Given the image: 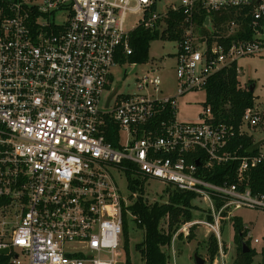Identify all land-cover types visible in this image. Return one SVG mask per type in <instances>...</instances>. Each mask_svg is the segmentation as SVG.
<instances>
[{"label": "built area", "instance_id": "1", "mask_svg": "<svg viewBox=\"0 0 264 264\" xmlns=\"http://www.w3.org/2000/svg\"><path fill=\"white\" fill-rule=\"evenodd\" d=\"M3 3L0 249H10L11 263L118 264L130 211L117 176L132 172L145 183L157 179L194 193L205 218L183 224L179 233L188 237L191 228L204 226L218 242L216 264H229L222 229L238 210L264 212V193L251 187L264 154L258 149L243 155L241 146L231 144L238 136L254 137L264 116L257 106L248 108L237 128L216 122L207 106L196 122H184L177 117V98L206 92L218 72L242 58L264 55V0H182L165 10L159 0ZM226 11L242 13L250 33L229 46L224 41L240 33L242 24L233 19L222 30L212 24V15ZM129 12L142 13L143 19L127 32ZM203 13L211 36L197 25L196 16ZM170 15L182 17V37L175 41L178 97L119 96L117 91L108 102L113 71L133 52L131 35L139 27L165 32ZM156 72L137 81L141 90L160 91ZM218 166L229 171L222 185L204 175ZM246 240H252L249 231Z\"/></svg>", "mask_w": 264, "mask_h": 264}, {"label": "trees", "instance_id": "2", "mask_svg": "<svg viewBox=\"0 0 264 264\" xmlns=\"http://www.w3.org/2000/svg\"><path fill=\"white\" fill-rule=\"evenodd\" d=\"M3 0H0V9L3 7ZM206 14H199L196 16L198 27L201 28L204 34L211 36L209 29L205 27ZM212 24L214 28L222 30L221 26L233 19H236L242 24V30L236 36L231 37L224 41V44L229 46L234 41L246 39L250 36L247 27L244 23L242 13L237 11H226L212 15ZM182 17L170 15L168 19V29L165 32L159 30H148L144 27H139L131 35L130 45L133 52L128 57H121L120 64L130 63H146L149 57V50L151 43L160 38H168L172 41H180L182 32L179 31V23ZM2 17L0 15V23ZM210 43L213 41L209 39ZM238 64L234 63L229 69L223 70L212 76L210 83L206 89L207 98L204 106H211L216 122H225L239 127L242 122V117L248 108L256 107V99L254 92L251 91V85L246 89L240 88ZM116 134L118 128L113 127ZM109 142L118 145V139L108 137ZM256 143L252 136H241L233 139L231 148H241L243 155L247 154V150ZM256 150L255 153H258ZM229 174L227 166H218L210 172H206L205 178L215 184H224ZM129 189L131 190V203L126 208L135 216V222L138 227L145 233V238L142 243L137 245V250L140 252L144 264H170V255L164 250V247L172 243L173 236L181 229L182 225L191 222L195 219L194 211L197 206L194 204L196 195L190 192H184L176 187L170 185L173 189H166L168 192L167 200L163 203H149L144 198V180L135 173L129 172L128 174ZM234 181L233 175L229 178ZM251 187L255 192L264 193V165L258 167L253 174ZM138 193L137 199L134 200V195ZM4 202V200H3ZM2 201H0V206ZM126 211V210H125ZM124 237H125V250L127 255V264H130L129 259V238H128V222L125 212L124 216ZM167 223V231L162 227V223ZM234 229L236 232L235 242L238 245V257L234 264H255V258L260 254L261 262L264 264V240L261 251L259 252L256 247H253L252 240H246L247 231L244 229L239 218L235 217L233 220ZM196 227L191 228L189 239L194 238V231ZM183 238V234L179 235ZM245 241L250 248V251L245 253L242 248V243ZM208 254L210 259L216 257L219 252L218 242L215 234H211L207 239ZM0 264H12L11 257L0 255Z\"/></svg>", "mask_w": 264, "mask_h": 264}, {"label": "rangeland", "instance_id": "3", "mask_svg": "<svg viewBox=\"0 0 264 264\" xmlns=\"http://www.w3.org/2000/svg\"><path fill=\"white\" fill-rule=\"evenodd\" d=\"M160 7L165 10L169 5H180L182 0H159ZM143 19L142 13L127 14L125 29L127 32L133 31L139 26ZM203 34V32H201ZM176 43L168 38H160L153 41L149 50V57L146 63L130 64L125 63L120 67L114 69L112 79V90L118 89L119 96H133V95H147L150 98H171L178 97V77H177V59H176ZM240 88L246 89L250 85H255V99L256 106L264 116V55L251 56L240 59L238 62ZM156 70V74L160 77L161 84L159 92L154 87L150 86L146 90H141L137 81L142 79L148 73ZM108 94H105L103 103H105ZM207 94L205 91L189 92L184 96L178 97L177 117L180 121L196 122L205 110L204 103ZM253 135L256 141L264 140V126L261 124L258 128L253 129ZM260 152L264 154V144L259 148ZM117 182L121 190V194L126 200L127 205H130V197L132 195L129 189L128 178L125 174L117 176ZM166 189H173L170 185L163 183L157 179L150 180L144 185V198L151 204L167 200L168 192ZM138 193L135 194L134 200L137 199ZM194 204L198 207L194 211L195 219H204L205 214L200 209L201 203L197 200ZM127 213L128 222V238H129V259L130 264H144L140 252L137 250V245L143 242L145 233L138 227L135 218H132ZM235 216L240 219L245 230L249 231L252 236V245L260 252L264 240V212L244 208L236 211ZM167 223H162V227L167 231ZM183 234L180 239L179 235ZM212 234L204 226H198L194 231V238L190 240L185 237L184 233L179 231L173 236L176 238L174 249L172 243L164 247V250L170 255V264H197L195 255L205 260V264H216L217 256L210 259L208 254L207 239ZM190 235V234H189ZM236 232L233 222H229L222 229L223 250L227 256L229 264H234L238 257V245L235 242ZM172 239V241H173ZM255 239H259L258 244L254 243ZM219 247V246H218ZM125 248V237L123 236V244L121 250V257L118 264H127V253ZM20 250H16L19 252ZM24 262L27 260L21 258ZM261 255L255 258V264H260Z\"/></svg>", "mask_w": 264, "mask_h": 264}, {"label": "water", "instance_id": "4", "mask_svg": "<svg viewBox=\"0 0 264 264\" xmlns=\"http://www.w3.org/2000/svg\"><path fill=\"white\" fill-rule=\"evenodd\" d=\"M209 28H211V23H209ZM255 88H256L255 85L252 84L251 85V91L254 92ZM117 91H118V89H116L112 92V94L109 96L108 102L117 94ZM262 144H264V140L257 141L251 148H249L247 150V153L252 154L256 150H258ZM242 248H243V251L245 253L250 251V248L245 241H243V243H242ZM9 254H10V249H7V248L6 249H0V255L8 256ZM195 261L197 264H205V260L202 259L201 257H199L197 254L195 255Z\"/></svg>", "mask_w": 264, "mask_h": 264}, {"label": "crops", "instance_id": "5", "mask_svg": "<svg viewBox=\"0 0 264 264\" xmlns=\"http://www.w3.org/2000/svg\"><path fill=\"white\" fill-rule=\"evenodd\" d=\"M255 139V138H254ZM257 142V141H256Z\"/></svg>", "mask_w": 264, "mask_h": 264}]
</instances>
